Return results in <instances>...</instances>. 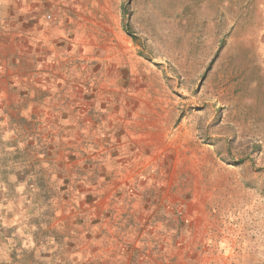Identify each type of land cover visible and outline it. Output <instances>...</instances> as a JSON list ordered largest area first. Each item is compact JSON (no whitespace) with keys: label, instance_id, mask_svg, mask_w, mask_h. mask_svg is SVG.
Here are the masks:
<instances>
[{"label":"rangeland","instance_id":"1","mask_svg":"<svg viewBox=\"0 0 264 264\" xmlns=\"http://www.w3.org/2000/svg\"><path fill=\"white\" fill-rule=\"evenodd\" d=\"M4 201L70 264H264V0H0Z\"/></svg>","mask_w":264,"mask_h":264},{"label":"crops","instance_id":"2","mask_svg":"<svg viewBox=\"0 0 264 264\" xmlns=\"http://www.w3.org/2000/svg\"><path fill=\"white\" fill-rule=\"evenodd\" d=\"M39 18L32 15V20ZM32 212V206L0 203V245L4 244L0 247V264H70L68 255H57L55 241L47 238L40 242L34 236L36 217Z\"/></svg>","mask_w":264,"mask_h":264}]
</instances>
